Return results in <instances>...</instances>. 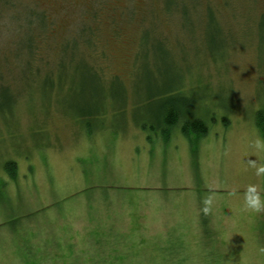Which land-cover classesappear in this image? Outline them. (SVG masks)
Segmentation results:
<instances>
[{
	"label": "rangeland",
	"instance_id": "rangeland-1",
	"mask_svg": "<svg viewBox=\"0 0 264 264\" xmlns=\"http://www.w3.org/2000/svg\"><path fill=\"white\" fill-rule=\"evenodd\" d=\"M93 1L0 0V264H264V0Z\"/></svg>",
	"mask_w": 264,
	"mask_h": 264
},
{
	"label": "trees",
	"instance_id": "trees-1",
	"mask_svg": "<svg viewBox=\"0 0 264 264\" xmlns=\"http://www.w3.org/2000/svg\"><path fill=\"white\" fill-rule=\"evenodd\" d=\"M168 2H169L168 4L170 5V4L174 3V0H168ZM91 5H92V7L88 8L86 10L85 15H86V13L88 14V17H90L92 19L91 23L94 26H89V25H86V24H82V26L80 27L81 28L80 29L81 36H79V38L81 40V43H84L85 45H88V46H91V45L93 46L94 45V40L96 39L98 34H99V38L102 39L101 37L104 34H102V32H100V31H98V29L100 27L110 28V33H111V31L114 30L115 25H118V23H116V18L111 16L109 12L106 15H104V7L106 8L105 0H94ZM104 20H107V21L104 22ZM66 48H67L68 51L71 52L70 59L72 61L73 56H75V51H73L75 49V43L71 42V44L67 45ZM261 119H262L261 118V113H258L256 121L259 124V126H262ZM174 120H172L173 123H175V121H177V119L175 121ZM172 121H169V122H172ZM192 124H193V126H198L199 125L201 127L199 129L200 133H205L206 132V127L203 125V123L200 120L195 121ZM183 130L185 132L184 128H183Z\"/></svg>",
	"mask_w": 264,
	"mask_h": 264
}]
</instances>
